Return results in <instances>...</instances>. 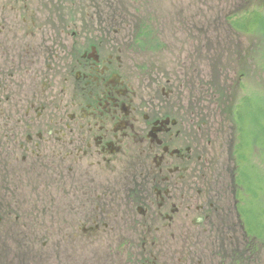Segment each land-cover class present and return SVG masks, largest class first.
<instances>
[{
	"label": "flooded vegetation",
	"instance_id": "1",
	"mask_svg": "<svg viewBox=\"0 0 264 264\" xmlns=\"http://www.w3.org/2000/svg\"><path fill=\"white\" fill-rule=\"evenodd\" d=\"M154 1L0 0V261L264 260L240 105L224 160L209 120L225 114L217 80L152 72L162 67L154 52L172 42L188 43L181 68L201 67L196 51H217L226 36L238 51V37L260 29L264 0H186L189 39L182 28L162 36L160 18L173 13Z\"/></svg>",
	"mask_w": 264,
	"mask_h": 264
},
{
	"label": "rangeland",
	"instance_id": "2",
	"mask_svg": "<svg viewBox=\"0 0 264 264\" xmlns=\"http://www.w3.org/2000/svg\"><path fill=\"white\" fill-rule=\"evenodd\" d=\"M154 2L157 5V11H161L159 13H167L171 12V10L173 13L172 20L168 17L160 18V20H163L162 23H165V20H167L169 25L167 29L163 26V30L166 33L161 32L162 36L166 38H169L173 34L174 36H177L176 33H180V29L177 28H182L181 30L183 31L184 37L186 39L188 32L186 34L185 24L187 21H185V15L186 13H190V11L187 12L186 0H155ZM190 10L193 11V8L191 7ZM152 12L155 11L153 10ZM179 24H183L184 27H178ZM258 24L259 25L257 27H260V29H256L255 31H253V35H240L238 37V51L235 50L233 47L235 45V38H233L232 40L231 36H226L225 45L221 46V48H219L217 51H215V46L211 45H207L204 52L202 51L201 53H198V51H196L195 55H193V58L195 59V61H202L201 67H198L200 65L197 64V68H181L179 65L180 63H177L180 60H187V54L189 51V49H186V46L188 45L187 42H185V45L174 44L172 42L175 48H172V51L169 52L155 51L154 54H158V57L154 60H152V56L150 55V53L141 54L143 59L146 58L152 60L153 62H159L160 64H162L161 68L152 69V72H154V74H156L157 72L161 73V75H171L172 77L176 78L175 76H182V72H184L185 74L187 72H190V74L193 73L194 76L198 77L196 85L200 84L199 79L206 80L207 78L212 77L217 80L218 85L213 87L211 91L218 95L221 94V92L223 91L224 97L221 101L223 103V109L225 111V114H218L217 117L209 118V120H211L210 124L213 125L214 128H218L219 132L221 131L222 140H225V143L223 145L224 152L222 156L224 157V160L225 158H227L228 160L231 133L233 135V131L231 128L236 131L235 123L232 116L234 108L238 105L243 96L246 94H256V97L258 99H262L264 101V20ZM172 28L173 31L170 32ZM157 35L158 34L155 33L154 37ZM213 38L215 37L212 36V39L210 40L212 44L215 43ZM191 39H193V41L191 42L190 49H192L193 46L197 45L199 37L191 36ZM200 39H202V37ZM253 44L255 45V47L253 46ZM198 71L199 74H197ZM200 72L203 73L202 76L200 75ZM239 73L247 74V76L245 77V75H243L244 80L241 81L238 86L237 78ZM232 80H235L237 82L236 88L231 83ZM205 83L206 82H204V84ZM204 84L191 91L193 93L192 98H195V96H197V90L206 88ZM187 87L188 86L186 84L183 86L182 93V97L186 101L188 100V96H190L191 94L188 93ZM249 131H251V129ZM261 132H258L257 136L252 134L253 137L251 139L252 143L249 156L253 159L252 164H255L256 166L254 173H257L258 176H262V179L264 180V148L258 147L259 143H263L264 147V132ZM229 167L230 163L228 161V169ZM253 191L255 196L254 206L256 208V210L254 209V211L256 212V216L258 217V219L261 220L260 222H264V189L259 190L253 187ZM262 197L263 203L261 201ZM263 232H261L258 237V241L262 244V250H260V253L262 255H264ZM210 249H208V252L210 251ZM5 263H9V261H6ZM261 264H264V260L261 262Z\"/></svg>",
	"mask_w": 264,
	"mask_h": 264
},
{
	"label": "trees",
	"instance_id": "3",
	"mask_svg": "<svg viewBox=\"0 0 264 264\" xmlns=\"http://www.w3.org/2000/svg\"><path fill=\"white\" fill-rule=\"evenodd\" d=\"M243 75H245V77H246V74L239 73L238 78H244ZM256 96H257L256 94H253V95H247L244 97L241 105L239 106L240 112L238 113V116H237L239 127L241 128L240 129V140L246 146L248 144L250 149H251V143H252L251 139L253 137L252 134L257 136L258 132H261V131L264 132V101L262 99H258ZM243 107H245V108L248 107V109L241 110ZM250 129H251V131H249ZM258 147L264 148L263 143L262 144L259 143ZM240 149H241V146H240ZM249 158H250L249 159V166H250L249 172H250V175H251L253 180H251L252 182L250 183L249 179H248L249 184H247V183L246 184L248 186L250 185L249 188L252 187L251 191L253 192V197H255L253 187H255L259 190L264 189L263 188L264 180L262 179V176H258L257 173H254L256 166H255V164H252V161H253L252 157H249ZM240 183L244 185L243 181H240ZM261 201L263 203L262 199H261ZM254 208H255V206H254ZM255 210H256V208H255ZM252 217L254 220L253 225H257L258 223H260L261 220L258 219V217L256 216V212L254 210L252 212ZM5 262L0 261V264H11L10 262L9 263H5Z\"/></svg>",
	"mask_w": 264,
	"mask_h": 264
}]
</instances>
